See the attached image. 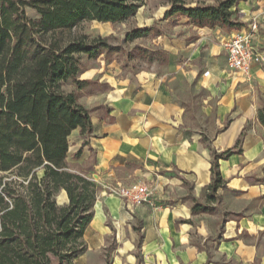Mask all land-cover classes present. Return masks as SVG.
I'll list each match as a JSON object with an SVG mask.
<instances>
[{
	"label": "crops",
	"instance_id": "0c3cea01",
	"mask_svg": "<svg viewBox=\"0 0 264 264\" xmlns=\"http://www.w3.org/2000/svg\"><path fill=\"white\" fill-rule=\"evenodd\" d=\"M169 8L159 6L142 16L143 26L136 24L155 23L163 32L150 41L166 53V65L126 73L117 61L104 60L80 76L108 89L80 91L92 131L87 137L72 132L70 146L74 153L82 148L76 162L92 166L101 190L83 233L85 250L69 264H264V128L257 120L264 62L248 74L234 72L223 47L256 18L254 46L264 58V0L240 1L234 19L242 26L230 31L197 28L184 17L164 20ZM187 114L214 117L220 129L207 144L216 153L240 150L219 160L226 183L215 200L207 199L210 150L201 131L186 127ZM132 183L151 189L149 203L125 207L104 194V187ZM187 197L212 211L194 214Z\"/></svg>",
	"mask_w": 264,
	"mask_h": 264
},
{
	"label": "trees",
	"instance_id": "16d2710c",
	"mask_svg": "<svg viewBox=\"0 0 264 264\" xmlns=\"http://www.w3.org/2000/svg\"><path fill=\"white\" fill-rule=\"evenodd\" d=\"M187 1L167 0L170 8L163 19L184 17L194 27L226 31L242 26L234 16L244 0L193 7ZM143 6L144 0H0V264H69L85 250L83 233L101 189L90 177L92 166L85 171L68 167L69 137L75 130L82 137L92 131L90 111L79 103L80 91L108 86L80 79L87 70L82 59L103 55L110 62L109 56L119 48L108 38H89L75 30L86 22L129 24ZM162 33L155 23L134 25L121 42L152 40ZM126 56L148 68L168 61L156 46L136 44ZM121 67L124 71L126 65ZM67 84L73 87L69 91L64 89ZM257 120L264 128L263 99ZM207 147L211 154L207 199L215 200L226 183L218 162L240 150L216 153ZM81 154L82 148L73 159L79 160ZM61 191L68 203L60 206L56 196ZM186 199L193 203L194 214L212 211L193 197Z\"/></svg>",
	"mask_w": 264,
	"mask_h": 264
},
{
	"label": "rangeland",
	"instance_id": "374dc122",
	"mask_svg": "<svg viewBox=\"0 0 264 264\" xmlns=\"http://www.w3.org/2000/svg\"><path fill=\"white\" fill-rule=\"evenodd\" d=\"M188 3L191 2V0L187 1ZM165 6L169 5L167 0H144V6L141 8L138 16L136 19H134V22H131L129 24H122L118 25L117 27H113L111 24H101L98 22H86L81 24L76 30L75 33L86 35L89 38L94 37H101V38H108L109 43L113 46H117L119 50L118 53L112 54L109 56L110 59L115 60L119 62L120 66L126 65L125 72L126 73H135L136 71H139L140 69H148V66L146 63H143L142 61H139L137 58L128 59L127 58V52H129L136 44L153 48V45L149 39H139L136 40L132 44L122 45V38L123 34L126 30L130 29L134 25L143 26L145 23L142 20V16L146 17L150 15L157 7L159 6ZM28 15L30 17L34 16V13L28 12ZM175 18V16H174ZM172 21L170 20L168 23V27L171 26ZM104 61L103 55L100 56L97 60H86L85 58L82 59V65L85 69L91 68V67H98L101 62ZM73 87L67 84L64 89L66 91L71 90ZM188 120L185 122L186 127L192 129H197L198 131L202 132V138L205 140H208L211 135H213L215 132L219 131L220 128L216 126V122L214 120L213 116L206 117L203 114H187ZM72 137H69V149L67 154V165L70 168V170L74 171H85L88 168V163L84 164H78L74 159V147L72 145L70 146L72 142ZM101 189V188H100ZM99 194V193H98ZM97 194V196H98ZM66 201L65 195L61 191L56 196V203L57 205H65L68 203H64Z\"/></svg>",
	"mask_w": 264,
	"mask_h": 264
},
{
	"label": "built area",
	"instance_id": "2783aa9c",
	"mask_svg": "<svg viewBox=\"0 0 264 264\" xmlns=\"http://www.w3.org/2000/svg\"><path fill=\"white\" fill-rule=\"evenodd\" d=\"M260 30V22L252 18L245 28L234 31L223 44L227 64L234 72L248 74L252 64L264 62L263 54L254 46V38ZM104 194L117 196L125 207L149 203L151 189L141 183L104 187Z\"/></svg>",
	"mask_w": 264,
	"mask_h": 264
}]
</instances>
